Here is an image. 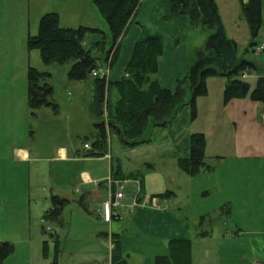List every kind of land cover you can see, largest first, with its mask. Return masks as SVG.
<instances>
[{
	"label": "crops",
	"instance_id": "obj_1",
	"mask_svg": "<svg viewBox=\"0 0 264 264\" xmlns=\"http://www.w3.org/2000/svg\"><path fill=\"white\" fill-rule=\"evenodd\" d=\"M151 1L154 5L158 0ZM147 16H149L148 13ZM142 24L140 21H136L135 17L123 35L121 52L116 64L109 71L110 78L120 79L125 74L133 46L142 36ZM254 42L256 45L251 48L253 57L239 58L254 61L264 71V49H259L261 45H264V0L262 26ZM171 47H173L172 43L169 45V49ZM176 51L177 48L175 50L172 48L168 55L163 49L162 55L158 58L157 73L161 74L163 70L164 80L168 78L170 81H177L181 76L180 74L186 73L188 69L189 63L186 55L177 54ZM29 66H32L31 62L15 65V68L0 66V75L2 76L0 82L20 80L21 84L27 81L28 85ZM3 71H10V73L3 74ZM43 71L50 72V77H52V71ZM247 74L248 76L245 78L254 88L261 71ZM156 78L164 87L165 83H163L162 78L157 74ZM204 97H210L209 93ZM198 102L199 98L197 99V109L199 108ZM59 106L58 113L53 112L50 107L47 108H50L53 114L59 115L62 109L60 104ZM221 107L223 115L217 127L213 128L215 132L202 131L207 137L206 155L209 154V149L215 147L214 154L209 156L216 164H220L219 162L229 153H232L235 159L242 157L244 159L264 160V145L254 144V142L264 140V103L253 100L248 95L244 98H233L225 104L222 94ZM28 109L29 107L26 108L25 106V109H18L12 115L0 113V135L5 132L3 130L5 122L13 124L9 132V135L12 136V142L7 145L9 157H6L4 153L3 143L0 145V240L14 242L17 240L9 235L4 237L2 234L1 224L5 215L8 217V224H11L9 231L27 230L29 232L26 236L32 239L31 246L38 244L35 240L37 238L43 242L48 240L42 239L38 226L33 223L32 215L34 211L49 209L52 204L48 201L52 202V195H59L67 198L69 202L71 200L77 202L79 199L81 206L83 207L82 204H84L88 208V210L84 208V211L78 214L79 216L76 218L78 223L92 220L91 215L93 214L108 224L109 231H99L105 228L99 222L98 227H100L95 228L92 233V242L108 248L107 254H103L102 251L91 250L90 255L97 259L93 260L94 264H112L113 243L111 236L113 233L120 234L123 251L131 264H154L157 255L168 254V242L172 238H190L192 240L193 264H264V226L257 227L244 222L241 217H246V208L236 209L235 197L227 199L225 203L228 204L227 213L231 216V226L224 228L222 233L217 236L213 228L203 229L204 217L190 212L188 203L184 205L181 202L176 203L178 194L173 190L176 188V181L168 176L165 171L156 169L152 163H148L143 168L144 171L141 169L132 170L125 166L118 157L120 161L117 160L116 165L119 166V171H115L112 145L110 148L111 134L115 133L122 140L124 146H129L120 135V127L112 128L110 131L109 150L105 155L89 156L88 148L86 150L77 149L74 144L53 143L49 146L43 145L42 142L35 144L33 142L35 141V131L30 129L32 116L27 111ZM215 110L212 106L209 107L210 114H214ZM33 115L38 116L37 113ZM243 140L249 141L245 151L241 149ZM133 150L134 148H132ZM223 150H226L227 153ZM216 164H208L212 168L203 169L204 172L201 171L200 173L211 176L210 173L214 172ZM8 165L9 172L6 175L4 167ZM149 167L156 170L149 171ZM70 174L72 180H70ZM131 174H136V176L133 177ZM126 184L130 186L127 188ZM210 188L211 185L207 183L200 190L205 196L211 193ZM71 190H74L73 195L77 197L76 199L69 197L68 194L71 193ZM117 191L124 193L122 199L124 206L115 209L114 216L109 221L105 217L104 205ZM167 191H171L168 196L157 195ZM152 197L158 198L156 204L151 201ZM188 200L190 201V197ZM43 212L45 213V211ZM65 214H67L66 207L62 214V224L55 221L50 222L64 226L63 216ZM43 215L42 219H44ZM70 223L71 229V226L76 223L75 217H72ZM43 227L45 228L42 225L41 230L45 233ZM200 231H208L209 234L201 236ZM78 232L77 239L87 238L85 231L79 230ZM55 236L59 237L56 230ZM34 240L35 242H33ZM51 240L53 242L52 237ZM71 254L74 257L78 255L74 252ZM6 259L0 264H5ZM42 259L44 262H40V258L33 255L31 251L27 256V264H47L48 258L42 255ZM60 261L61 257L59 264Z\"/></svg>",
	"mask_w": 264,
	"mask_h": 264
},
{
	"label": "rangeland",
	"instance_id": "obj_2",
	"mask_svg": "<svg viewBox=\"0 0 264 264\" xmlns=\"http://www.w3.org/2000/svg\"><path fill=\"white\" fill-rule=\"evenodd\" d=\"M217 4L227 35L238 42L239 57L252 58L253 52H251L250 45L252 36L242 12L241 2L239 0H217ZM48 12L59 14L62 27L77 28L80 25H88L101 29V33H88L84 40V46L91 49L92 54L99 58L100 63L104 64L106 51L111 45L110 29L108 21L93 0H0V66L15 68V65L31 62L32 66L40 70L52 71V77L48 81L54 87L53 100L62 107L59 115L53 114L50 108L41 107L34 110L38 114V116H34L33 110L28 104L27 81L23 84L20 83V80L16 82L3 81L0 82V113L12 115L18 109L29 107L27 111L32 116L30 129L35 131V141H33L35 144H39L38 142L48 146L53 143L74 144L77 149L86 150L84 137L91 135L94 131L93 122L87 111L88 104L94 94L93 77H89L85 81L71 80L68 78L67 72L72 62L46 65L42 60L40 50L29 49L27 46L28 36L37 34L40 19ZM163 13L164 9L160 8L159 3L153 5L151 0H145L137 13L136 21L145 24L146 31L162 34L164 49L168 55L172 48L174 50L177 48V54L186 55L189 66L186 73L180 74L179 79H182L189 71L190 65L194 63L196 51L205 47L209 36L215 30L191 24L184 26L179 31L173 27L166 29L161 22H157L155 19H160ZM176 37H179V41L176 40ZM101 40L105 42L103 49L95 45L97 41ZM171 43L173 47L169 49ZM2 73L8 74L10 71ZM157 76L162 78L165 88L176 89L178 80L170 81L168 78L164 80L163 70L161 74L157 73ZM0 78H2L1 75ZM227 82L224 77H209L207 86L210 97H199L197 116L193 117L191 107L185 106L172 125L155 127L149 125L145 133V136L151 139L148 143H141L134 147L124 146L122 140L115 133L111 134L112 140H110V148L111 145L113 147L115 171L119 169L116 165L117 160H122L124 165L132 170H143L148 163H152L156 169L165 171L176 181V188H173L178 194L176 203L181 202L183 205L188 203L190 212L204 217L203 229L213 228L217 236L222 233L224 228L231 226V216L227 213L228 204H225L231 197H235L236 209L246 208V217H241L244 222L257 227L264 226V160L242 157V159H235L233 154L229 153L219 162L220 164H216L209 156L214 154L215 147H212L205 159L208 164H216L214 172L210 173L211 176L203 173L191 176L182 171L177 164V158L189 155V138L192 133L215 132L213 128L217 127L223 115L221 98L223 87ZM190 96L189 91L187 101ZM211 106L216 109L214 114H210L209 107ZM149 123H152L151 119ZM12 126V123L5 122L3 125L5 132L0 135V145L3 143L6 157H9L7 145L12 142V136L9 135ZM242 142L241 149L245 151L249 141L243 140ZM254 144L264 145V140L254 142ZM132 148H134L133 151ZM223 151L227 153L226 150ZM8 168L9 165L4 167L6 175L9 172ZM148 169H150L149 171L156 170L150 167ZM202 172L204 171L202 170ZM71 174L69 175L70 180H72ZM207 183L211 185V193L204 196L200 189ZM129 186L127 185V188ZM73 194L74 190H71L68 195L76 199L77 197ZM188 197H190V201ZM48 202L52 204L50 200ZM47 209L34 211L33 223L38 226L42 239L50 241L51 255L54 253L55 247L50 234L55 233V230L58 233L61 246L60 264H94L93 260L97 259L90 255L91 250L107 254V246L102 244L99 246L91 240L92 233L95 228L100 227H98L100 223L105 228L99 231H109L108 224L93 214L91 215L93 221L78 223L76 218L80 212L84 211L79 199L77 202L71 200L67 204V214L63 216L64 226L47 220L42 222L43 211ZM72 217H75L76 223L70 229ZM7 218L5 215L2 220V234L4 237L9 235L17 240L11 241L14 243L16 251L7 257L5 264H27V256L31 251L33 255L40 258V262H44L42 259L43 241L37 238L35 240L38 244L31 246L32 239L26 236L29 232L27 230L9 231L11 224H8ZM42 225L45 226L47 232H42ZM48 227L50 229H47ZM79 230L85 231L87 238L77 239ZM72 252L77 253V257H74ZM46 262L49 264L51 257Z\"/></svg>",
	"mask_w": 264,
	"mask_h": 264
},
{
	"label": "trees",
	"instance_id": "obj_3",
	"mask_svg": "<svg viewBox=\"0 0 264 264\" xmlns=\"http://www.w3.org/2000/svg\"><path fill=\"white\" fill-rule=\"evenodd\" d=\"M144 0H93L106 18L110 29V48L106 51L104 64L92 54L83 42L88 33H101V29L80 25L77 28L62 27L56 12L42 15L37 34L29 35V49H39L46 65L72 62L68 70L71 80L85 81L93 77L94 94L87 111L94 122V132L84 137L90 143L89 156H102L109 150V136L112 128L120 127L122 139L129 146H137L151 141L145 133L149 127L169 126L185 106H190L193 117L197 116V99L209 93L207 79L220 76L227 79L223 91V102L248 95L253 100L264 103V71L254 61L240 59L238 42L230 38L225 30L217 0H158L164 13L157 22L164 28L179 31L189 24L202 25L215 31L209 36L204 48L196 51V59L190 65L184 78L179 79L175 90L162 87L156 78L158 58L163 53L164 43L161 33H151L142 24V36L135 42L125 74L120 79L109 75L93 74V70L103 66L110 69L116 64L121 52V40L129 25L135 19ZM243 15L248 23L251 48L262 26L263 0H239ZM179 41V37H176ZM104 41H97V47H104ZM254 88L242 77L243 72H260ZM263 71V72H262ZM51 73L34 66L28 68V102L33 110L50 107L53 112L60 110L59 103L53 100L54 88L48 81ZM183 83H187L184 85ZM190 98L187 101V94ZM152 120L150 124L149 121ZM207 137L203 132H194L189 138V155L179 157L177 164L185 173L195 176L203 169L212 167L206 159ZM219 157V156H218ZM119 168V166H118ZM119 171V169L117 170ZM122 176V175H121ZM135 177L136 174H131ZM123 177V176H122ZM167 191L158 196L170 195ZM69 203L67 198L52 195V206L43 217L47 221L63 223L62 214ZM83 208L88 210L86 206ZM44 231L47 230L43 227ZM201 236L209 234L200 231ZM54 253L51 255L50 241L45 240L42 255L51 257L50 264H59L61 246L59 238L51 233ZM112 264H131L123 251L120 234H112ZM168 254L157 255L154 264H193V243L190 238H172L168 242ZM15 245L8 240H0V263L14 253Z\"/></svg>",
	"mask_w": 264,
	"mask_h": 264
},
{
	"label": "built area",
	"instance_id": "obj_4",
	"mask_svg": "<svg viewBox=\"0 0 264 264\" xmlns=\"http://www.w3.org/2000/svg\"><path fill=\"white\" fill-rule=\"evenodd\" d=\"M259 49H264V45H261L259 47ZM109 71H110V68L108 66H101V67L93 70V74H95V75L100 74L102 76H105V75H109ZM246 76H248V74L246 72H243L242 77L245 78ZM85 147H87L88 149L91 148L89 143H86ZM123 197H124V193L122 191H117L111 199H109L107 202H105L104 207L106 209L105 210L106 220L111 221L113 216H114L115 209H118V208L124 206V204L122 202ZM151 201L156 204L158 201V198L152 197ZM43 222H45V219H43ZM47 229H50V228L48 227Z\"/></svg>",
	"mask_w": 264,
	"mask_h": 264
}]
</instances>
